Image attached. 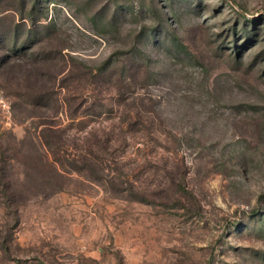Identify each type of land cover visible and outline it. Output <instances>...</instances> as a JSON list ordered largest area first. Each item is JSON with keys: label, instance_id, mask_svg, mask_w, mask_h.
I'll use <instances>...</instances> for the list:
<instances>
[{"label": "rangeland", "instance_id": "374dc122", "mask_svg": "<svg viewBox=\"0 0 264 264\" xmlns=\"http://www.w3.org/2000/svg\"><path fill=\"white\" fill-rule=\"evenodd\" d=\"M0 264H264V0H0Z\"/></svg>", "mask_w": 264, "mask_h": 264}]
</instances>
